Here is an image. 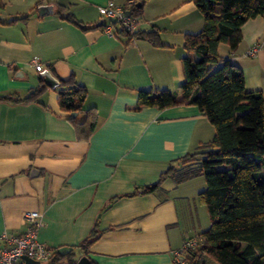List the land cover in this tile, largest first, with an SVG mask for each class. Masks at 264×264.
Here are the masks:
<instances>
[{
  "label": "crops",
  "instance_id": "0c3cea01",
  "mask_svg": "<svg viewBox=\"0 0 264 264\" xmlns=\"http://www.w3.org/2000/svg\"><path fill=\"white\" fill-rule=\"evenodd\" d=\"M0 1V94L24 95L44 69L63 79L74 74L88 89L84 107L94 108L99 121L88 140L79 139L53 88L40 103L0 101V233L22 232L24 212L38 210L44 224L37 239L54 250L76 248L78 259L85 256L79 244L96 228L87 255L97 264H177L184 241L209 227L195 222L204 177L180 183L168 177L154 192L139 190L199 150L215 128L196 105L134 107L140 89L179 93L184 35L201 30L203 13L193 0H147L138 30H156L155 45L118 24L112 32L95 27L108 0ZM44 4L53 11L40 15ZM241 32L236 50L221 44L219 53L241 68L247 90L264 97V47L245 54L264 43V17L249 19ZM192 253L179 255L182 264H191ZM213 261L205 256L198 264Z\"/></svg>",
  "mask_w": 264,
  "mask_h": 264
},
{
  "label": "trees",
  "instance_id": "16d2710c",
  "mask_svg": "<svg viewBox=\"0 0 264 264\" xmlns=\"http://www.w3.org/2000/svg\"><path fill=\"white\" fill-rule=\"evenodd\" d=\"M146 1L137 0L131 12L139 15ZM193 1L204 18L200 31L184 35L187 54L182 57L184 80L179 93L140 89L134 109L196 105L214 126L215 134L199 150L175 159L157 182L139 191L154 192L168 177L180 183L202 175L206 187L197 199L206 205L210 225L202 232L204 242L192 251L190 263L198 264L206 256L218 264H264V97L260 90H247L241 68L219 53L221 44L230 51L237 49L243 38L242 26L249 19L264 17V0ZM63 18L86 28L72 15ZM120 31L159 44L156 30L129 32L120 27ZM54 76L59 81L53 90L60 109L71 114L79 139L88 140L99 124L96 110L83 105L88 89L74 74L66 79ZM49 88L40 80L24 95L0 94V101L40 103ZM99 234L93 228L79 244L90 264L97 263L87 255V249ZM77 253L76 248L54 250L42 264H76Z\"/></svg>",
  "mask_w": 264,
  "mask_h": 264
},
{
  "label": "built area",
  "instance_id": "2783aa9c",
  "mask_svg": "<svg viewBox=\"0 0 264 264\" xmlns=\"http://www.w3.org/2000/svg\"><path fill=\"white\" fill-rule=\"evenodd\" d=\"M137 0H128L126 6L117 5L114 0L100 6L101 19L104 20V28L112 32L113 23L116 22L122 29L129 32L138 30L139 16L131 12V7ZM264 47V43H256L247 49L246 55L254 56ZM38 71L42 69L40 62L35 63ZM24 228L20 233L3 231L0 233V264H24L23 256H29L40 262L48 259L54 251L53 248L41 243L37 239L38 230L44 224V215L38 210H27L23 215ZM203 237L195 236L184 241L180 251L177 252V264H182L179 255L186 251H194L201 243Z\"/></svg>",
  "mask_w": 264,
  "mask_h": 264
},
{
  "label": "water",
  "instance_id": "95a60500",
  "mask_svg": "<svg viewBox=\"0 0 264 264\" xmlns=\"http://www.w3.org/2000/svg\"><path fill=\"white\" fill-rule=\"evenodd\" d=\"M138 5H140L139 2H138ZM37 11L40 15L47 14L53 11V6L50 4L40 5L38 6ZM103 23H104V20L101 19L98 22V25H102ZM39 78L43 83H45L50 88H55L59 84L58 79L53 75L50 69H44L40 71ZM72 115H76V113L73 112ZM22 259L24 261V264H41L39 260L26 256V255L23 256ZM76 264H90V262L86 256H82L78 259Z\"/></svg>",
  "mask_w": 264,
  "mask_h": 264
},
{
  "label": "rangeland",
  "instance_id": "374dc122",
  "mask_svg": "<svg viewBox=\"0 0 264 264\" xmlns=\"http://www.w3.org/2000/svg\"><path fill=\"white\" fill-rule=\"evenodd\" d=\"M197 202H198V212L196 211V213L198 214V216L195 218V222L197 224L199 223L202 226L210 225V217L206 205L198 201V199ZM213 262L214 264H218L215 261Z\"/></svg>",
  "mask_w": 264,
  "mask_h": 264
}]
</instances>
